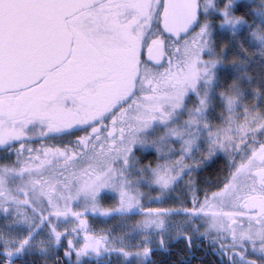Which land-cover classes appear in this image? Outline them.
<instances>
[{
	"label": "snow or ice",
	"instance_id": "obj_1",
	"mask_svg": "<svg viewBox=\"0 0 264 264\" xmlns=\"http://www.w3.org/2000/svg\"><path fill=\"white\" fill-rule=\"evenodd\" d=\"M236 8V0H0V145L90 129L72 149L0 164V264L34 250L61 264L60 247L69 264L105 250L147 264L153 243L182 237L190 248L210 230L227 241L229 264H264V69L253 76L247 55L264 58V0ZM139 149L154 150L155 164H141ZM220 152L227 173L171 213L182 219L143 208L138 185L171 191L192 160L202 162L196 153ZM187 186L199 191L191 179ZM106 189L119 195L115 208L101 203ZM89 212L142 218L111 235L89 227ZM69 217L71 231L61 227Z\"/></svg>",
	"mask_w": 264,
	"mask_h": 264
},
{
	"label": "flooded vegetation",
	"instance_id": "obj_2",
	"mask_svg": "<svg viewBox=\"0 0 264 264\" xmlns=\"http://www.w3.org/2000/svg\"><path fill=\"white\" fill-rule=\"evenodd\" d=\"M241 0H236V4ZM90 131L89 128L84 126H73L71 129L65 130L63 134H51V135H40L39 133L31 135L24 138L21 143L23 148H21L20 143H11L7 147L0 145V164L9 163L13 161L19 164L20 160H31L33 156L37 154V151L42 156L45 147H54L60 145H68L69 149L77 146L76 138L82 135H86ZM101 134L103 136L107 135V131L104 126H101ZM31 149V153L29 152ZM22 153L17 158V154ZM140 163L144 164L151 161L153 164L156 162V154L152 150L140 149L139 155ZM189 161H185L188 164ZM191 166L193 168V163L191 161ZM191 179L194 182V186L199 188L198 192H190L187 186V181ZM205 181H210L203 177V180H198V176L191 172L190 176L185 175L184 179L180 184L176 185L174 188L169 190H164L165 193H160L158 186L148 185V195L150 201L141 200L143 208H152L162 205L163 207H169L172 205H178L182 209V213L185 209L192 207L193 195L195 194L199 199H203L205 195V189L207 188L211 191V185L206 184ZM214 184V183H213ZM140 193H145L146 183L137 186ZM159 193V195H158ZM111 196L115 197L117 204L119 203V195L111 189H106L101 195V203L103 206L107 207L111 205ZM164 195V199L160 198ZM151 196V197H150ZM199 205L197 204V207ZM101 217V216H100ZM98 213L93 214L89 212L88 214V224L90 228H98V220L100 219ZM183 217H178L177 220ZM78 223V222H77ZM4 224L3 216L0 214V226ZM62 228L67 227L72 229L73 222L72 218L69 217L66 224L61 225ZM74 235V234H73ZM217 236L216 230H210L207 237H205L202 232L197 233L193 238L191 247L187 245L186 241L182 237H176L174 239L168 240L164 248H159L156 243L151 245L153 251L151 252L150 258L147 264H229L228 255L222 253L220 250V244L227 243V241H222L220 238L213 239ZM140 239V238H137ZM67 243V237H64V244ZM134 252V249H129ZM63 247L57 249V256L60 258L61 264H69L68 258L63 255ZM230 251V249H229ZM55 257L43 256L38 251L34 250L31 253L25 252L22 256L16 257V264H54ZM72 259H75V254L73 253ZM83 264H136L135 256L123 257L116 251L108 252L103 251L100 256L93 254L92 256H83Z\"/></svg>",
	"mask_w": 264,
	"mask_h": 264
},
{
	"label": "rangeland",
	"instance_id": "obj_3",
	"mask_svg": "<svg viewBox=\"0 0 264 264\" xmlns=\"http://www.w3.org/2000/svg\"><path fill=\"white\" fill-rule=\"evenodd\" d=\"M223 42V41H221ZM247 54L249 55V60H250V64L248 66V71L253 75V76H256L257 79L259 78L260 74H261V71L262 69H264V64L261 63V60L264 59L261 57V55L259 54L258 51H256L255 49H249V51L247 52ZM231 53L229 55V59H231ZM148 150H152V149H148ZM139 150L136 151V156H137V153H138ZM154 151V150H152ZM155 152V151H154ZM219 154H222L224 156H226L223 152H220ZM197 158L201 159L202 162L201 163H197L196 160H192V163H193V171H194V174H196V172L200 169V167L206 165L210 160H211V157H207V158H202L200 156V153H196L195 154ZM215 155V154H214ZM213 155V156H214ZM227 157V156H226ZM229 163V161H228ZM228 171V169H227ZM148 185L146 183V191L145 193H140L141 194V197H143V199H145V201H150L149 200V195H148ZM160 193H165V192H160ZM111 196V194H110ZM151 197V196H150ZM160 198L164 199V195L161 196ZM111 199V205L107 206V207H112V208H115V206L117 205V202L115 200V197L111 196L110 197ZM147 209H158V210H165V209H162V208H157L156 207H152V208H146ZM168 212V216L167 218L170 220L172 217L170 216V212L169 210H167ZM98 216L100 217V219H97L98 220V228L94 227V228H91L93 230H95L96 232H101L103 231L104 233H107V234H111V235H121V234H124V235H127L129 234L128 233V229L132 228L134 225H135V222L138 220V219H141L142 216L137 214V215H132V216H119V215H115V214H112V213H109L108 215H101L98 213ZM69 231H71L70 229H68ZM137 238H141V236H137ZM132 243L134 244L135 241L133 240Z\"/></svg>",
	"mask_w": 264,
	"mask_h": 264
},
{
	"label": "trees",
	"instance_id": "obj_4",
	"mask_svg": "<svg viewBox=\"0 0 264 264\" xmlns=\"http://www.w3.org/2000/svg\"><path fill=\"white\" fill-rule=\"evenodd\" d=\"M259 3L260 0H241L237 3V14H241L248 8H254ZM245 6H247V8ZM138 155L139 151L137 153V156ZM227 169L228 157L222 154H215L206 165L200 167V169L196 172V175L198 176V180H203L204 177L209 179L212 183H215L217 179L223 178V176L227 173Z\"/></svg>",
	"mask_w": 264,
	"mask_h": 264
}]
</instances>
